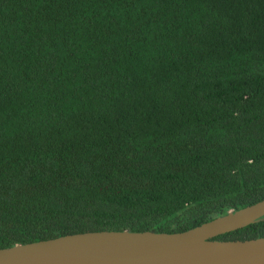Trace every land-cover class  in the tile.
I'll use <instances>...</instances> for the list:
<instances>
[{"label":"trees","instance_id":"16d2710c","mask_svg":"<svg viewBox=\"0 0 264 264\" xmlns=\"http://www.w3.org/2000/svg\"><path fill=\"white\" fill-rule=\"evenodd\" d=\"M263 198L264 0H0V248Z\"/></svg>","mask_w":264,"mask_h":264},{"label":"water","instance_id":"95a60500","mask_svg":"<svg viewBox=\"0 0 264 264\" xmlns=\"http://www.w3.org/2000/svg\"><path fill=\"white\" fill-rule=\"evenodd\" d=\"M264 217V198L184 231H86L0 248V264H264V236L217 239Z\"/></svg>","mask_w":264,"mask_h":264}]
</instances>
